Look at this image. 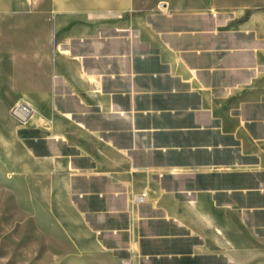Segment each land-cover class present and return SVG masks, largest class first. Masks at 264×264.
I'll return each mask as SVG.
<instances>
[{
	"label": "crops",
	"instance_id": "obj_1",
	"mask_svg": "<svg viewBox=\"0 0 264 264\" xmlns=\"http://www.w3.org/2000/svg\"><path fill=\"white\" fill-rule=\"evenodd\" d=\"M139 9L151 10L147 19ZM96 20L119 54L93 68V47L106 48L89 42ZM162 20L159 74L143 41L159 38L151 25ZM0 71L11 74L4 102L37 108L26 162L71 179L66 232L101 234L117 257L138 242L136 264H151L155 248L211 263L213 250L264 249V0H0ZM156 94L168 107L142 112L165 121L141 125L139 97ZM93 104L115 128H92Z\"/></svg>",
	"mask_w": 264,
	"mask_h": 264
},
{
	"label": "rangeland",
	"instance_id": "obj_2",
	"mask_svg": "<svg viewBox=\"0 0 264 264\" xmlns=\"http://www.w3.org/2000/svg\"><path fill=\"white\" fill-rule=\"evenodd\" d=\"M134 11L139 12L141 19L145 20L151 10ZM156 12L163 13V10L158 7ZM93 23V34L89 42L92 44L103 42L106 47L103 49L93 47L90 63L93 68H96L101 65L102 55L108 53L113 57L117 56L119 47L115 46L116 38L105 40V34H102L101 30L103 26L98 20ZM144 27L143 24L139 25L141 34L145 32ZM151 27L159 38L149 43L147 40L141 39V41L150 46L153 54L151 63L157 73L163 74L165 61L162 36L166 23L163 20L157 21L155 26L151 25ZM108 32L110 36L115 37L117 30L115 26H108ZM60 41L65 47L73 45V42L67 38V34L60 35ZM7 68L9 69L10 66ZM10 75V72L0 71V264H136L135 261L142 258L138 242L133 245L130 254L117 257L108 253L106 248L100 247L101 234H96L92 240L89 234L82 231L74 233L65 231L66 222L75 213L69 206V200L74 199L76 195L73 192L74 187L71 185V179L60 176L64 170H39L34 162H26L27 155L24 151L26 146L32 148L36 146V130L31 127L30 122L36 116L37 108L22 97L11 104L4 102L2 96L7 89L2 87L8 84L7 79ZM94 75L99 77L101 74L96 71ZM139 83L140 86H146L147 80L141 76ZM23 100L35 110L26 120L16 117L11 112L12 108ZM168 105L162 95H140L137 106L141 110L142 117L139 123L141 125L163 124L164 113H143L142 111L148 108L162 109ZM92 109L93 129L103 130L107 124L109 127H116V122L103 121L99 116L105 107L93 104ZM144 190L135 193L134 197L141 192L146 193ZM155 251L157 255L150 258L151 264H167V260L175 259L171 256H177V264H230L228 261L231 257L249 255L261 257L264 262V249L213 250V253H216L217 263H211L207 255L195 258L191 250L181 253L177 249L178 255H176V249L171 247L165 250L155 248ZM161 252L165 255H161Z\"/></svg>",
	"mask_w": 264,
	"mask_h": 264
},
{
	"label": "bare ground",
	"instance_id": "obj_3",
	"mask_svg": "<svg viewBox=\"0 0 264 264\" xmlns=\"http://www.w3.org/2000/svg\"><path fill=\"white\" fill-rule=\"evenodd\" d=\"M16 117L22 120H26L28 116L35 112L32 106L28 105L26 102L21 101L17 103V107L14 111H11ZM141 194V193H140Z\"/></svg>",
	"mask_w": 264,
	"mask_h": 264
},
{
	"label": "built area",
	"instance_id": "obj_4",
	"mask_svg": "<svg viewBox=\"0 0 264 264\" xmlns=\"http://www.w3.org/2000/svg\"><path fill=\"white\" fill-rule=\"evenodd\" d=\"M16 107H17V104L12 108V111H14ZM145 196H146L145 192H141V194L139 193L138 197H137L138 198V202H143L145 200Z\"/></svg>",
	"mask_w": 264,
	"mask_h": 264
}]
</instances>
